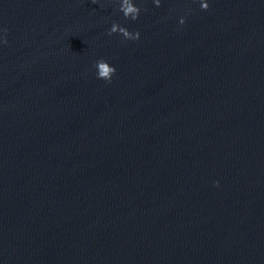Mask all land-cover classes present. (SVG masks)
<instances>
[{"label": "water", "instance_id": "95a60500", "mask_svg": "<svg viewBox=\"0 0 264 264\" xmlns=\"http://www.w3.org/2000/svg\"><path fill=\"white\" fill-rule=\"evenodd\" d=\"M119 3L0 0V264H264V0Z\"/></svg>", "mask_w": 264, "mask_h": 264}, {"label": "clouds", "instance_id": "9594fccd", "mask_svg": "<svg viewBox=\"0 0 264 264\" xmlns=\"http://www.w3.org/2000/svg\"><path fill=\"white\" fill-rule=\"evenodd\" d=\"M156 4H160L161 0H155ZM211 0H200V6L202 8H209ZM119 8L123 11L124 15L136 19L140 16L141 5L137 3V0H120ZM187 20V16L180 17V23H184ZM121 32L123 35L129 39H139L141 32L139 30L132 31L128 26L121 24L119 21H114L109 32ZM7 38L5 37V40ZM94 67L96 69V75L100 78L111 80L113 74L117 72V66L112 63L109 59L99 58L94 62ZM216 184L220 181L216 180Z\"/></svg>", "mask_w": 264, "mask_h": 264}]
</instances>
